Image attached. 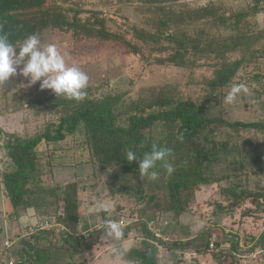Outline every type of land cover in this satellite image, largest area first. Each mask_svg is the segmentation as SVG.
<instances>
[{"label": "trees", "instance_id": "16d2710c", "mask_svg": "<svg viewBox=\"0 0 264 264\" xmlns=\"http://www.w3.org/2000/svg\"><path fill=\"white\" fill-rule=\"evenodd\" d=\"M119 1V13L111 16L104 9L87 8L77 0H0V30L8 33L13 43L33 33L42 40L51 31L71 35L76 44L122 49L144 59L147 51L153 62L188 69L192 83L201 86L197 95L187 93L178 82H163L143 86L135 94L127 90L99 96L96 93L105 86L100 83L88 85L85 98L76 101L56 97L52 90L41 89L38 84V93L28 103H16L11 112L29 109L50 119L32 135L7 134V160L0 173V191L17 217L33 209L43 216L42 220L56 219L70 236L62 247L44 245L38 236L34 242L25 241L29 251L6 248L8 258H20L23 251L26 259L21 257L19 264H88L85 254L93 253L104 230L94 231L87 242L76 236L81 218L79 193L89 187L103 184L109 198L129 197L135 203L130 216L142 217L150 211L177 220L192 210L200 188L241 175L217 174L215 165L229 157L238 156L242 161H260L262 157L257 149L245 152L241 142L243 131L264 132V120H230L222 114L218 99L256 49L260 46L264 50V0H243L235 9L223 0L220 4L218 0H206L197 6L177 5L180 0H139L135 11L141 18L136 19L124 13L134 0ZM204 66L212 68L211 75L201 80L193 78L195 70ZM79 128L89 149V162L95 166L94 179L90 183L47 182L44 175L48 165L46 157L39 154V145L68 143L69 138L73 141ZM152 143L172 150L169 162L174 167L169 175L158 164L160 174L155 181L141 178L138 162L125 158L128 150L142 158L151 151ZM230 162L235 164V159ZM221 191L229 205L215 204L217 210L230 215L251 199L255 209L264 213V190L254 191L237 182L221 186ZM251 213L249 210L244 214ZM102 215L103 221L109 219L106 212ZM194 238L189 243L158 240L171 249L185 245L190 248L193 244V249L203 253L213 236L205 228ZM248 239L264 247V232L260 239ZM225 241V234L215 239L219 249L212 255L218 264L226 257L234 261L242 252L237 240L229 249L221 246ZM140 255L141 264H147V259L155 263L151 254L150 258Z\"/></svg>", "mask_w": 264, "mask_h": 264}, {"label": "rangeland", "instance_id": "374dc122", "mask_svg": "<svg viewBox=\"0 0 264 264\" xmlns=\"http://www.w3.org/2000/svg\"><path fill=\"white\" fill-rule=\"evenodd\" d=\"M77 1L87 8L104 9V11H108L111 16H115L116 14L114 13H119V8L121 6V1L119 0ZM205 1L206 0H180L177 2V5L190 4L197 6ZM242 2L244 1L223 0V3L233 7L234 9ZM138 3L139 0H134L133 5L124 13L127 15L129 14L132 19H136L137 17L141 18V14L138 15L135 11ZM216 3L220 4V0ZM117 19L120 20L121 15H119ZM41 42L42 46L49 43L56 44L60 52L65 54L66 61L70 65L75 64L87 73L89 76V85H98L100 83L105 84V86H103L96 93L99 96L127 90H131V93L135 94L143 86L156 85L163 82H178L183 90L193 95H197L198 90H200L201 87L200 85L192 83L188 69L174 65H160L153 62V60H151L152 57H149V52L147 51L145 52L146 58L144 59L140 55L129 54L122 49L112 47L100 48L95 45L86 46L81 42L76 44V41L73 40L71 35L68 34L61 36L51 31L45 33ZM211 73L212 68L204 66L195 70L193 78L201 80L204 76L211 75ZM190 81L191 83H189ZM236 83H244L248 87L249 91L246 94L242 93L238 97L236 103L227 104L224 102V98L232 85ZM38 84L40 85L39 82L34 85H30L28 79L21 75L13 76L4 84H0V135L3 136L2 138L0 137V143L5 144V140L8 137L7 134L9 133L32 135L45 125L47 119H50V117L46 114L37 113L29 109H25L17 113L11 112L16 103L22 100L26 104L29 99L38 93ZM223 93L224 95L221 98L219 97L218 103L220 104V108H222L221 111L224 117L230 120L241 121L264 120L263 47L261 48L259 46V48L256 49L253 58L251 57L245 62L233 82L224 90ZM217 113H220V109L217 110ZM79 129L80 130L78 134L75 135L74 140L77 141V143L80 142L85 149L81 148L79 154L72 149L73 147L68 149L67 153L71 154V156L66 157L67 162H75L83 158L90 159L89 149L83 142V132L81 128ZM242 135L243 139L241 143L242 147L245 148V152L254 153L255 149H257L260 151L262 157L260 161H256L254 158H246L247 160L242 161L238 156L236 158L229 157V161L227 160L226 162L215 165L214 171L217 174L240 173L241 175L234 176L230 179H224L220 183L207 185L205 188H203V186L199 189L197 192V199L193 203L192 209L194 210V208H196V203L199 201L200 205L199 208H197L198 210H196V215H200V220L206 223H214L212 215L208 213L215 204L225 206L229 205V200H227V198H225V196L221 193V186L226 187L230 184L241 182L245 188H249L254 191L264 190V132L249 130L243 131ZM69 139L68 143L72 145V139ZM230 159H235V164L230 162ZM1 167L2 165L0 164V168ZM259 169H262L260 173L257 172ZM64 170L66 171V176L73 175L75 172L80 175L83 171H87L89 174L92 171L95 173V168L93 170V166L82 165L81 163L78 164L76 168H73L71 165L66 166ZM92 178L94 179V177ZM100 186L103 188V184ZM198 196L200 200H198ZM200 206H202V209ZM249 210L253 211V213L249 215L244 214L248 213ZM235 212L237 213V218H235L236 220H234V222L230 219V221L235 224V226H231V228L233 227L237 231L239 230L241 232L243 238L239 246L242 252L237 253L234 261L231 257H226L221 259L220 264H264V247H261L260 244H256V242L252 243L251 239L247 240V237H253L256 235L254 236L256 238L257 235H260L264 231V213L255 209V206L251 203V199L239 205ZM129 214H131V212ZM234 214L235 213L232 215L234 216ZM132 229L133 231H136V227H133ZM220 234H222L221 231ZM218 235L219 232L217 233V237ZM45 239H47V237H45ZM41 241L45 242L46 240ZM113 243H115V239L107 236L105 231L102 230L100 232L99 242L94 245L93 253H90V255L85 254L88 255V261H91V263H93L92 261H95L93 264H134V262H130L128 260L121 261V259L115 255L116 252L119 251L120 247L115 246L112 247V250H108L107 247L109 245L112 246ZM224 248L229 249V246L225 244ZM114 249L116 250L115 252L113 251ZM181 250H183V248ZM208 251L210 250L208 249ZM208 251L203 253L201 258L192 254L187 255L185 257L186 259H184L182 258L184 257L183 255L179 258L180 260L175 258L172 264H175L176 261H179V264H218L219 262L215 258L213 259V256ZM254 253H257V255L253 256ZM168 255L167 250H163L159 256H155L156 263L154 264H157L158 262L159 264H171V260H169ZM94 256L97 257L95 258L96 260L92 259ZM110 256L113 259H111ZM150 256H148V258H150ZM110 259L111 262L109 261ZM147 260V264H152L150 259Z\"/></svg>", "mask_w": 264, "mask_h": 264}, {"label": "crops", "instance_id": "0c3cea01", "mask_svg": "<svg viewBox=\"0 0 264 264\" xmlns=\"http://www.w3.org/2000/svg\"><path fill=\"white\" fill-rule=\"evenodd\" d=\"M38 148L39 154L42 157H46L44 159L45 163L48 165V168L46 169V173L44 175V179L49 183H67L69 181H82L86 183H90L92 180V173L89 174V172L83 171V173H80L78 175L76 172L73 175L66 176L64 168L66 166H73V168H76L78 164L82 165H94L92 162H89V159H81L79 161L75 162H67L66 157L71 156V154L67 153L68 149H72L77 152V154L80 153V149L85 147L82 146V144L77 141H72V145L70 143H41V145ZM74 156V155H73ZM65 158V159H64ZM7 160V148L5 147V144L0 143V164L4 165V163ZM71 173V172H69ZM101 185V184H100ZM97 187H89L87 190L82 191L79 193V201H80V222H79V230L76 233V236L78 234H82L87 230L92 229L93 231H96L100 228H103L105 221H103V212L100 209L97 208V205L100 203H104L108 206H110V211L106 212L107 216L111 220L118 221L126 214H129L131 210H134L135 203L131 201V199L127 196L119 195L115 197L114 199L109 198L107 196V190L103 189L101 186ZM205 188V187H203ZM103 189V190H101ZM198 200H200L198 196ZM197 201L196 208L194 210L192 209L190 212L184 213L179 219H173L169 215H163L160 213H151L150 211L147 212L144 216L140 217L139 215L136 216V220L134 222H131L126 227L123 228V235L122 237L117 240L115 239V243H113L112 246H108V250H112V247H120L119 251L116 252V256L121 259V261H130L134 262V264H141L143 261L141 260L142 253L146 254V256L151 254L152 257L159 256L162 251L167 250L169 260L174 262L175 258H181V256L184 255V259L187 255L194 254L198 258H201L203 253L197 252L195 249L192 248L193 244H191L190 248L185 245L183 250L180 248L174 249L169 248L165 245H163L159 240H155L153 237V234L151 233V230H149L148 227V221L155 220L157 221L160 229H163L162 231L167 232L168 235H165L164 237H168V241L171 243L175 240H180L183 243H189L193 241L195 236L198 234L199 231L203 229H210L211 234L213 236L212 239L217 238V233L220 231L222 234L226 235V241L224 244H227L229 247L231 246V242H236V244H240L242 240L241 232L236 229L231 228V226H235V224L232 223L235 218H237V213L234 212V216L232 214H227L224 211H221L220 209H216V205L213 206L211 211H209L208 214L212 215L213 218V224H210V222H204L200 220L201 216L196 215V210L199 208L200 202ZM195 205V204H194ZM202 209V206H200ZM205 208V207H204ZM200 210V209H199ZM199 212V211H198ZM200 213V212H199ZM236 216V217H235ZM43 216H38L35 210L28 209L24 213H22L19 217H17L11 208V204L9 201L4 198L3 193L0 191V264H8L10 259H15L16 264L20 263V259L25 258V254L22 253L23 251H20L19 257L17 258L15 255L8 258L6 253L4 252L6 248L9 249H15L16 247H19L20 249H25L26 251H29L28 245L25 244L26 240H30V242H34L38 236L40 238H43L41 235H45L47 239L43 238L40 240H46L43 242V244H51L56 245L57 247H62L64 243L68 242L70 240V236H68L66 230L59 231L57 229L52 230H46L41 231L34 234H29L27 232V228L30 224H34L38 220H42ZM107 219V220H109ZM230 219L232 221H230ZM164 221H167L165 224ZM205 223V224H204ZM130 225H135L136 231L130 230L127 231L128 227ZM133 228V227H132ZM127 231V232H126ZM134 233H133V232ZM149 232L151 234H149ZM217 232V233H216ZM264 232V231H263ZM262 232V233H263ZM42 233V234H40ZM262 233L260 235H257L256 239H260L262 236ZM132 234V236H131ZM33 235H36L35 238H32ZM256 236V235H254ZM80 237V236H79ZM166 237V238H167ZM32 238V239H31ZM9 239L12 243L10 247L5 246L4 241ZM163 241H165L163 239ZM167 241V240H166ZM42 242V241H41ZM94 251V247H93ZM208 251V250H207ZM35 252V251H33ZM211 253V255L216 251H208ZM90 255L89 253H86ZM86 255V257L88 256ZM213 256V255H212ZM96 256H94V260H96ZM111 259H113L110 256ZM111 259L109 260L111 262ZM214 259V257H213ZM93 263L95 261H92ZM91 261H88V264H93ZM156 263V260H155ZM159 264V262L157 263ZM176 264V263H175Z\"/></svg>", "mask_w": 264, "mask_h": 264}, {"label": "clouds", "instance_id": "9594fccd", "mask_svg": "<svg viewBox=\"0 0 264 264\" xmlns=\"http://www.w3.org/2000/svg\"><path fill=\"white\" fill-rule=\"evenodd\" d=\"M16 75L27 78L30 85L39 82L41 89L52 90L56 97L76 101L85 98V90L89 85L87 73L75 64L70 65L56 44L42 46L41 39L36 33L28 35L23 41L13 43L9 40L8 33L0 30V84ZM248 91L244 83L233 84L224 102L234 104L242 93L246 94ZM171 154L170 148L152 143L151 151L145 152L142 158H138L132 150L125 153V158L128 162H138L141 178L147 177L155 181L160 174L158 164L169 175L174 172V167L169 162ZM97 208L105 212L110 211V206L104 203L98 204ZM103 228L107 236L114 239L119 240L123 235L122 225L118 221L106 220Z\"/></svg>", "mask_w": 264, "mask_h": 264}, {"label": "built area", "instance_id": "2783aa9c", "mask_svg": "<svg viewBox=\"0 0 264 264\" xmlns=\"http://www.w3.org/2000/svg\"><path fill=\"white\" fill-rule=\"evenodd\" d=\"M1 170H2V167L0 168V171ZM136 219H137L136 216H130L129 214H126L123 217H121V219H119L118 222L121 223L122 227H126L128 226V224H130L131 222H134ZM164 223L166 224L167 221H164ZM148 227H149V230H151V233L153 234V237L155 240H158V239H164L165 241L168 240V238L163 236L157 221L155 220L148 221ZM53 229H57L59 231L67 230V228L64 225L58 223L56 219H46V220H38L34 224H30L27 228V232L29 234H34V233H38L41 231L53 230ZM93 232L94 231L90 229V230L85 231L82 234H78V236H80L83 239V241L87 242L92 238ZM4 244L5 246H8V247L12 245L9 239L5 240ZM224 246L225 245H223L222 247ZM208 247L210 251H218L219 249L215 242V239H212L210 241ZM256 255L257 253L253 254V256H256ZM9 264H16V260L10 259Z\"/></svg>", "mask_w": 264, "mask_h": 264}]
</instances>
